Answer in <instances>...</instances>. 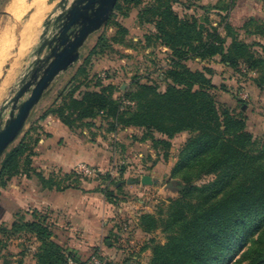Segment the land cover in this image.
<instances>
[{
	"label": "trees",
	"instance_id": "trees-1",
	"mask_svg": "<svg viewBox=\"0 0 264 264\" xmlns=\"http://www.w3.org/2000/svg\"><path fill=\"white\" fill-rule=\"evenodd\" d=\"M236 1L204 5L203 15L198 17L179 16L173 7L182 4L180 0H118L108 21L118 34L128 36L130 29L124 21L135 19L139 27L147 29L139 39L144 48L168 50V64L161 73L164 90L135 79L130 89L123 91L124 100L133 101L134 107L123 108V100L114 97L116 87L108 75L106 55L112 48L100 37L99 48L97 45L81 59L82 65L58 102L38 118L43 121L51 115L84 141L83 129H101L103 125L107 133L138 129L142 132L138 141H149L153 150L163 151L164 159L170 141L182 132L189 133L170 171V178L179 180L178 197L166 201L165 211L159 208L155 214L138 217L137 228L143 234L159 231L165 236L164 243L150 247L147 264H264V142L257 144L247 131L242 106L236 112L215 101L212 70L188 66L189 61L215 57L235 73L244 65L255 73L252 83L256 89L264 90V44L246 43L239 34L244 30L246 36L264 37V24L249 17L240 27L234 25L229 14ZM211 13L219 16V25H212ZM40 136L48 138L50 134L35 123L6 152L0 162V195L21 176L35 178L47 189L68 187L33 166ZM205 177L212 180L195 184ZM94 181L107 203L126 202L122 182L97 174ZM6 224H0V249L10 237L29 234L38 242L34 264H86L54 242L42 215L26 220L16 213L11 224ZM238 253L240 258L233 262ZM94 255L102 264H112ZM1 264L13 263L4 260Z\"/></svg>",
	"mask_w": 264,
	"mask_h": 264
},
{
	"label": "rangeland",
	"instance_id": "rangeland-1",
	"mask_svg": "<svg viewBox=\"0 0 264 264\" xmlns=\"http://www.w3.org/2000/svg\"><path fill=\"white\" fill-rule=\"evenodd\" d=\"M48 1L44 0L42 5L45 7L40 8L41 11L43 9L41 14V18L43 19L38 20V25L32 26L31 21H33L34 15L39 10L37 6L40 5L36 0H0V109L17 91L18 85L30 69L40 45L56 33L55 19L71 2L69 0L66 5L57 7L59 0ZM198 1L201 7L208 5L206 4V0ZM202 1L205 2L203 3ZM207 2L212 4L216 0H207ZM33 6H36L35 8L38 10H34ZM175 11L179 15L182 14V7L175 6ZM202 15L203 10L201 12ZM211 18L213 19L212 16ZM109 19L98 32L89 36L81 49V57L73 68L61 74L47 89L40 103L33 109L29 118L30 121L27 122L24 130L9 147V150L15 147L25 137L29 127L37 123L38 118L51 105H55L58 102L61 91L65 89L69 80L82 65L81 59L97 47L100 37H105L107 44H110L112 48L106 57L109 60L107 65L109 67L108 75L111 79L110 82L116 87L114 92L116 99L120 101L124 100L123 91L130 89L131 83L135 79L157 84L161 91L164 90L165 83L162 80L161 73L167 67L169 59L168 52H163L157 46L144 48V43H141L139 39L147 29L139 27L135 19H127L124 21L130 29V34L124 37L118 34L117 28L114 27L113 23L111 21L108 22ZM27 26L30 27L28 32L26 30ZM219 31L222 33V29L219 28ZM240 37L246 43L257 42L264 44V37H260L259 40H256L257 36L244 38V35L240 34ZM113 38L116 42L112 40ZM255 49L258 50V48ZM105 51L108 52V49H105ZM42 55H45V52ZM188 66L192 69H201L203 67L211 69L213 72L211 79L215 86L212 93L215 101L218 104H224L230 107V109L236 112L240 111L239 107L242 106V112L247 119V131L252 134L257 144L264 142V90L256 89L253 85L252 79L256 77L255 73L249 71L244 65H241L239 72L235 73L233 70L221 64L218 57L203 62L198 59L192 60L188 62ZM129 102H132L134 107V102ZM6 115L7 111H5L4 117ZM102 129L106 131V126L103 125L101 129L93 128L90 137L99 144L100 149L108 153L109 165L112 163L114 165L111 169H104L101 172L92 174L91 178H86V175L77 172L78 174L75 173V175L69 176L70 182L68 183L72 185H76L78 182L83 184L89 180H94L96 174L104 177L109 176L110 180L113 179L114 182L123 183L122 191L126 195V202L136 204L139 206L138 210H141V207L145 206L148 207V211H151L150 214L159 212V208L165 211L166 201L178 197V191L180 189L179 180L170 178V171L177 160V155L181 147L189 137V133L182 132L170 141V149L164 159L162 157V150H153L149 141H138V138L142 136V132L138 129L129 128L128 130L118 131V133H112L110 135L107 133L103 134L99 131ZM116 134H119V138L116 137ZM155 137L158 138L159 135L155 134ZM123 140H128L129 142L127 143ZM134 145H137L138 148H135ZM131 154L132 156L130 157ZM120 172H122V175H120ZM141 176H149L151 179H157L158 182L155 186H143L140 183ZM211 180L212 177H205L195 184L203 185ZM128 181L131 183L129 184ZM147 187H150L151 190L141 193ZM164 187L170 188V194L173 192V195H175L171 196L166 194L165 197L157 196V191L162 190ZM4 220L6 218H3ZM118 220L117 223L124 220L130 223L133 232V242L120 243L114 237L111 240L112 249H109L108 252L111 256L117 257L119 254L122 255L116 264H147L150 258V247L155 243H164L165 236L159 231H155L149 234V238L141 237L136 231L135 224L130 219L125 218L122 220L121 218ZM6 226H9V224H6ZM37 247L38 242L32 235L21 234L12 238L10 237L5 241V247L0 249V264L4 260H8L13 264L18 262L34 264V254ZM96 253L97 251L92 256ZM240 255L241 253H238L235 259H233V262L238 260ZM92 256L86 259L85 262L87 264H90Z\"/></svg>",
	"mask_w": 264,
	"mask_h": 264
},
{
	"label": "crops",
	"instance_id": "crops-1",
	"mask_svg": "<svg viewBox=\"0 0 264 264\" xmlns=\"http://www.w3.org/2000/svg\"><path fill=\"white\" fill-rule=\"evenodd\" d=\"M180 2L182 4H176L173 7L174 10L175 6L182 7V14H178L179 16H201L202 9L198 0H180ZM206 4L213 5L214 3H208L206 0ZM211 16L213 19H210ZM229 16L230 21L238 27L249 17L264 24V0H237ZM209 19L213 26L220 23L217 14H209ZM221 34L223 35V31ZM239 34L244 35V38L254 37L246 36L244 30H240ZM259 39L260 37L257 36L256 40ZM159 48L163 52H168L166 48ZM37 125L43 127L44 131L50 134V137L40 136L39 146L34 148L36 156L33 166L41 171L45 177L51 176L61 186L68 187L64 190L47 189L43 188L40 182L32 177L21 176L13 179L0 195V224L5 222L10 225L16 213L23 214L26 220H31L35 214L42 215L50 225L54 242L66 252L72 253L79 261L87 264L86 259L97 251V254L105 261L116 264L122 255L119 254V257L111 256L108 250L112 249L111 240L116 237L118 219H130L135 224L138 235L149 238V234H143L137 228V219L140 214L151 213V211H148V207L145 206L138 210L139 206L132 204V202L120 203L117 206L107 203L94 180H89L83 184L78 182L77 186L68 183L70 182L68 176L77 173L76 168L80 163H84L93 169V174L104 169H111L114 165L113 163L109 165L108 153L100 149L99 144L93 138L91 139L90 133L93 129H83L82 133L88 142L87 144L86 141L80 140L65 130L59 120L51 115L43 121L38 120ZM99 131L103 134L107 133L103 129ZM116 137L119 138V134H116ZM123 141L129 142L128 140ZM134 146L138 148L137 145ZM88 151H90L91 157H89ZM91 175L85 177L91 178ZM157 182V179L152 178L151 186H155ZM147 190L149 192L150 187L143 189L141 193ZM170 192V188L164 187L157 191V196L175 195L173 192L170 194ZM3 218L6 220L3 221Z\"/></svg>",
	"mask_w": 264,
	"mask_h": 264
},
{
	"label": "water",
	"instance_id": "water-1",
	"mask_svg": "<svg viewBox=\"0 0 264 264\" xmlns=\"http://www.w3.org/2000/svg\"><path fill=\"white\" fill-rule=\"evenodd\" d=\"M68 1L59 0L57 7L66 5ZM117 1L71 0L56 17V33L40 45L17 91L0 109V162L24 130L44 93L61 74L79 61L85 42L107 22ZM43 52L45 55H42ZM140 183L150 186L152 179L143 176Z\"/></svg>",
	"mask_w": 264,
	"mask_h": 264
},
{
	"label": "built area",
	"instance_id": "built-area-1",
	"mask_svg": "<svg viewBox=\"0 0 264 264\" xmlns=\"http://www.w3.org/2000/svg\"><path fill=\"white\" fill-rule=\"evenodd\" d=\"M122 105L123 108L125 107H133V103L129 102V101H122ZM76 171L79 173H82L83 175H90L93 174L94 171L93 169H91L88 165L84 164V163H80L77 165ZM118 229L116 232V239H118V241L121 242H129L132 243V228L131 225L128 221L124 220L118 223L117 225ZM71 264H73L71 261H69ZM90 264H102L101 261L99 260L98 257H96L95 255H93L91 257V262Z\"/></svg>",
	"mask_w": 264,
	"mask_h": 264
},
{
	"label": "bare ground",
	"instance_id": "bare-ground-1",
	"mask_svg": "<svg viewBox=\"0 0 264 264\" xmlns=\"http://www.w3.org/2000/svg\"><path fill=\"white\" fill-rule=\"evenodd\" d=\"M49 1L51 2V0H49ZM49 1H48V2H49ZM36 2H37L38 4H40L41 7H40V5L37 6V7L39 8V10H38V9L35 8L36 6H35V7L33 6V7H34V10H38V11H37L36 14L34 13L35 15H34V17H33V21H31V25H32V26L36 25V24L38 23V20H39V19H43V18H41V14H42V12H43V9H42V11H41L40 8L45 7V6L42 5V3H44V0H36ZM45 3H46V2H45ZM31 5H32V4H31ZM33 5H34V3H33ZM46 8H47V6H46ZM49 9H50V8H49ZM29 23H30V22H29ZM28 25H29V24H28ZM37 25H38V24H37ZM29 28H30V27L27 26V29H26L27 32H28ZM38 30H39V29H38ZM39 31H40V30H39ZM36 36H37V35H36ZM37 37H38V36H37ZM37 37H36V38H37ZM21 40H22V39H21ZM24 44H25V43H24ZM23 50H24V49H23ZM24 55H25V54H24ZM11 58H12V57H11ZM5 63H6V62H5Z\"/></svg>",
	"mask_w": 264,
	"mask_h": 264
}]
</instances>
